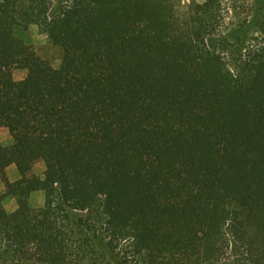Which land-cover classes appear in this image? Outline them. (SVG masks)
<instances>
[{"label":"trees","instance_id":"16d2710c","mask_svg":"<svg viewBox=\"0 0 264 264\" xmlns=\"http://www.w3.org/2000/svg\"><path fill=\"white\" fill-rule=\"evenodd\" d=\"M252 1L220 35L218 0H0V180L16 204L0 201V264H264ZM29 26L61 49L58 69L15 37Z\"/></svg>","mask_w":264,"mask_h":264},{"label":"rangeland","instance_id":"374dc122","mask_svg":"<svg viewBox=\"0 0 264 264\" xmlns=\"http://www.w3.org/2000/svg\"><path fill=\"white\" fill-rule=\"evenodd\" d=\"M178 11H185L191 3L201 4L203 0H179ZM220 5V35L233 31L243 25L251 16L253 10L252 0H218ZM53 6H57L56 0H53ZM252 30V29H251ZM248 34L249 38L253 37L255 31H251ZM14 35L25 44L32 47L36 55L42 60L48 61L50 65L58 69L61 63L62 51L60 48L51 45L47 37L38 33L35 26H29L27 29L16 27L14 29ZM255 36V35H254ZM13 79L15 81H21L27 77V71L18 69L12 72ZM6 132V133H5ZM9 138L7 131L0 130V142L4 145ZM5 146V145H4ZM44 164L37 161L33 165L32 173L37 177H42L44 172ZM5 178L9 182H13L18 179V173L13 167L5 170ZM0 201L6 210L11 213L16 209L15 201L5 195L4 185L0 180ZM44 204L43 192H37L30 197V206L34 209L41 208Z\"/></svg>","mask_w":264,"mask_h":264},{"label":"crops","instance_id":"0c3cea01","mask_svg":"<svg viewBox=\"0 0 264 264\" xmlns=\"http://www.w3.org/2000/svg\"><path fill=\"white\" fill-rule=\"evenodd\" d=\"M2 130H4V131H7V130H5V129H2ZM6 133V132H5ZM8 133V132H7ZM12 144V139H11V137L9 136V138L7 139V141H6V143L4 144L5 146H8V145H11ZM3 145V144H2ZM12 167V169H13V167L15 168V166H10V168ZM9 168V167H8ZM16 169V168H15Z\"/></svg>","mask_w":264,"mask_h":264}]
</instances>
